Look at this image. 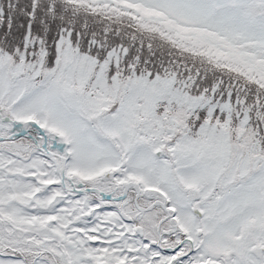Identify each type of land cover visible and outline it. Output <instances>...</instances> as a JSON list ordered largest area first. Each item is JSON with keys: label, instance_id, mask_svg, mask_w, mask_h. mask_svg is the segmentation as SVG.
<instances>
[{"label": "snow or ice", "instance_id": "obj_1", "mask_svg": "<svg viewBox=\"0 0 264 264\" xmlns=\"http://www.w3.org/2000/svg\"><path fill=\"white\" fill-rule=\"evenodd\" d=\"M0 264H264V0H0Z\"/></svg>", "mask_w": 264, "mask_h": 264}]
</instances>
